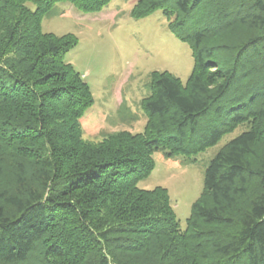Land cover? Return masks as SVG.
Masks as SVG:
<instances>
[{"label":"trees","instance_id":"obj_1","mask_svg":"<svg viewBox=\"0 0 264 264\" xmlns=\"http://www.w3.org/2000/svg\"><path fill=\"white\" fill-rule=\"evenodd\" d=\"M110 2L0 0V264H264V0H136L130 17L160 12L193 68L185 82L151 72L142 131L93 143L92 93L64 61L78 40L41 21L57 3L96 14ZM237 26L244 37L220 41ZM238 126L181 229L165 188L138 187L152 155L196 156Z\"/></svg>","mask_w":264,"mask_h":264},{"label":"rangeland","instance_id":"obj_2","mask_svg":"<svg viewBox=\"0 0 264 264\" xmlns=\"http://www.w3.org/2000/svg\"><path fill=\"white\" fill-rule=\"evenodd\" d=\"M135 2L111 0L96 14H83L68 3H57L42 18L43 33L72 34L78 40L64 61L82 76L94 99V104L82 117L84 141L97 143L103 134L122 130L141 132L146 119L140 102L148 94L149 74L168 72L185 82L192 71L190 47L167 29L160 12L133 20L130 11ZM246 33L237 26L223 34L220 41L232 44ZM120 113L125 118L131 113L136 119L130 124L122 123ZM243 129V126L234 128L216 145L196 156L167 158L160 152L154 153V169L138 187L144 190L165 188L179 226L185 229L191 206L202 191L207 163ZM258 156H262L260 151ZM10 187L9 175L0 177V192Z\"/></svg>","mask_w":264,"mask_h":264}]
</instances>
